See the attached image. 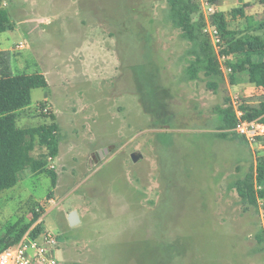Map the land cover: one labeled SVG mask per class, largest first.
Returning <instances> with one entry per match:
<instances>
[{
	"label": "rangeland",
	"instance_id": "rangeland-1",
	"mask_svg": "<svg viewBox=\"0 0 264 264\" xmlns=\"http://www.w3.org/2000/svg\"><path fill=\"white\" fill-rule=\"evenodd\" d=\"M0 1L16 25L0 33L13 46L10 71L43 72L49 82L15 113L18 124L53 114L61 135L49 164L56 187L27 169L0 192L1 247L38 211L28 229L58 234L65 264H264L259 204L244 203L231 186L264 157V142L216 135L217 106L257 90L187 78L191 44L168 19V0ZM230 12V27L241 30ZM254 58L263 61L264 52ZM156 81L173 115L164 124L141 99ZM45 151L37 145L33 154ZM74 210L80 220L71 224Z\"/></svg>",
	"mask_w": 264,
	"mask_h": 264
},
{
	"label": "trees",
	"instance_id": "trees-1",
	"mask_svg": "<svg viewBox=\"0 0 264 264\" xmlns=\"http://www.w3.org/2000/svg\"><path fill=\"white\" fill-rule=\"evenodd\" d=\"M261 2L264 4V0ZM230 13L232 16L243 14V8L233 9ZM167 17L180 29L181 37L191 44L186 53L187 78L197 80L203 74L209 87L217 90L221 83H225L219 55L234 54L236 58L233 61L224 62L232 68L229 74L231 84L244 81L253 83L261 92L258 103L244 99L240 108L244 111L245 118H259L264 122V61H255L253 58L254 53L264 51V37L230 29L226 13L216 11L211 15V23L218 28L224 42L221 48L216 50L205 31L207 21L200 0H168ZM15 26L9 10L0 1V33L14 30ZM258 29L264 35V16ZM38 87H49L43 72L14 74L6 64L5 57L0 54V192L14 187L19 181L20 173L27 169L38 174L46 173L50 176L53 187L57 185L58 173L55 167L49 165L50 161L59 155L61 141L60 127L55 115L50 114L49 120L39 125L21 126L15 114L31 104V92ZM140 92L143 107L155 118V124H164L171 120L173 115L166 112V103L160 98V93L165 91L157 81L154 88L150 89L149 99L145 93ZM225 104L224 107H218L221 131L216 135L248 143L243 136L232 130L237 118L229 97L226 98ZM42 106L44 108L45 104ZM37 145L46 149L39 157L33 154ZM256 181L261 185L260 189L256 187ZM231 186L236 189L244 203L257 206L258 196L264 197V157L257 162L255 168L251 166V170L243 178L235 180ZM39 217L40 213L34 211L31 222H36ZM29 225L19 231L10 242L0 246V250L17 242ZM15 227L21 228H17V225ZM41 229L42 226L37 225L35 233ZM258 238L260 243L264 244V235L260 234ZM4 241L3 239L2 242Z\"/></svg>",
	"mask_w": 264,
	"mask_h": 264
},
{
	"label": "built area",
	"instance_id": "built-area-1",
	"mask_svg": "<svg viewBox=\"0 0 264 264\" xmlns=\"http://www.w3.org/2000/svg\"><path fill=\"white\" fill-rule=\"evenodd\" d=\"M200 2L207 21L205 31L208 33L213 46L219 50L224 42L218 28L211 23V15L216 12L215 5L212 0H200ZM23 45L22 42L17 44L20 48L24 47ZM225 58L226 55H219L222 70L225 75H229L232 68L224 64ZM232 105L237 118V123L232 130L243 136L251 146H262L264 122L259 118H245L239 100L234 99ZM51 166L54 167V165ZM256 187L261 188L260 185H256ZM258 204L261 209L264 228V199L260 195L258 196ZM35 229L36 227L29 228L17 242L0 250V264H65V260L60 254L62 243L58 234L43 228L35 233Z\"/></svg>",
	"mask_w": 264,
	"mask_h": 264
},
{
	"label": "crops",
	"instance_id": "crops-1",
	"mask_svg": "<svg viewBox=\"0 0 264 264\" xmlns=\"http://www.w3.org/2000/svg\"><path fill=\"white\" fill-rule=\"evenodd\" d=\"M213 3L215 5L216 11H223L225 13L228 10V8L231 9V11L233 9H236V8H243V14H240L237 16H232L234 19H238V21L241 22L242 28H241V30L239 28V31H246V32H250L253 34H260L261 36L264 37L262 31H260L258 29L260 21L264 16V4L261 2V0H217ZM226 15H227V13H226ZM238 17H242V19H239ZM256 19L259 20L257 28L251 27L250 20H256ZM227 20H228L229 28L232 29L230 27V23H229L230 21H229L228 15H227ZM251 28H254V29L252 30ZM232 30H235V29H232ZM5 40H6L5 38L0 37V52H1L0 54L2 57H5L6 64L9 66L8 57H12V56H10L9 52L12 50L13 46H11L9 48H5L4 47V41ZM262 52H264V51H262ZM235 58L236 57L234 54H229V55H226L225 61H228V60L233 61ZM253 58H254V54H253ZM254 60H255V58H254ZM255 61H260V60H255ZM9 69H10V66H9ZM224 77H225V82L227 84L231 85L229 75L224 74ZM245 84L249 85V86H253L254 89L257 91L254 94V96H252V97L250 96V98L243 97V98H241V100L239 99L240 103L242 101H244V99H248L251 102L258 103L259 102V96L261 95V92L259 89H257L255 84L248 83V82L244 81V82H239L237 84H232V85L237 87L239 85H245ZM232 94H234V93H232V91H230V95H232ZM227 97L230 98L231 102H233V100L235 98V97H230L229 95ZM226 98H225V102H226ZM225 105L226 104H224L223 106H217V111H218V107H224ZM218 114H219V112H218ZM256 185H260V184L257 183V181H256Z\"/></svg>",
	"mask_w": 264,
	"mask_h": 264
},
{
	"label": "water",
	"instance_id": "water-1",
	"mask_svg": "<svg viewBox=\"0 0 264 264\" xmlns=\"http://www.w3.org/2000/svg\"><path fill=\"white\" fill-rule=\"evenodd\" d=\"M99 152H100V154H102V151H99ZM140 157H141L140 153H133L132 154V158L134 161H138ZM69 219H70L71 224H76V222L80 220L77 211H75V210L72 211L70 216H69Z\"/></svg>",
	"mask_w": 264,
	"mask_h": 264
},
{
	"label": "flooded vegetation",
	"instance_id": "flooded-vegetation-1",
	"mask_svg": "<svg viewBox=\"0 0 264 264\" xmlns=\"http://www.w3.org/2000/svg\"><path fill=\"white\" fill-rule=\"evenodd\" d=\"M64 247H63V245H62V247H61V251L63 252V255H64ZM65 259V258H64Z\"/></svg>",
	"mask_w": 264,
	"mask_h": 264
}]
</instances>
